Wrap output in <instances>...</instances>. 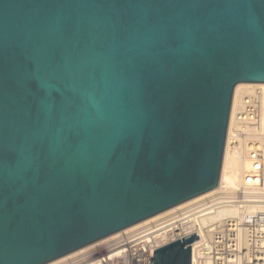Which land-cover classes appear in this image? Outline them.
Wrapping results in <instances>:
<instances>
[{
  "label": "water",
  "instance_id": "95a60500",
  "mask_svg": "<svg viewBox=\"0 0 264 264\" xmlns=\"http://www.w3.org/2000/svg\"><path fill=\"white\" fill-rule=\"evenodd\" d=\"M264 0H0V264H49L219 184ZM196 234L152 264H192Z\"/></svg>",
  "mask_w": 264,
  "mask_h": 264
},
{
  "label": "built area",
  "instance_id": "2783aa9c",
  "mask_svg": "<svg viewBox=\"0 0 264 264\" xmlns=\"http://www.w3.org/2000/svg\"><path fill=\"white\" fill-rule=\"evenodd\" d=\"M264 89L244 95L230 130L232 146L240 145L250 163L240 190L215 195L168 217L123 235L106 248H120L118 264H152L154 251L197 233L192 264H264ZM237 206L240 214L202 226L199 220L220 208ZM258 209L249 212V208ZM88 256V255H86ZM86 256L78 257L79 262ZM72 263V264H75Z\"/></svg>",
  "mask_w": 264,
  "mask_h": 264
},
{
  "label": "bare ground",
  "instance_id": "6f19581e",
  "mask_svg": "<svg viewBox=\"0 0 264 264\" xmlns=\"http://www.w3.org/2000/svg\"><path fill=\"white\" fill-rule=\"evenodd\" d=\"M264 89V84H250V83H241L238 84L235 87L234 90V94H233V100H232V106H231V113H230V120H229V126H228V133H227V139H226V145H225V150H224V157H223V164H222V169H221V174H220V179H219V184L217 186V188H215L214 190L203 194L197 198H194L192 200H189L175 208H172L170 210H167L161 214H158L152 218H149L141 223H138L132 227H129L121 232H118L114 235H111L103 240H100L99 242H96L92 245H89L85 248H82L70 255H67L63 258H60L56 261H53L49 264H62L68 261H71L73 259H76L78 257H81V255H84L86 253H88L89 251H91L92 249L101 246L103 244H109L112 241L118 239L119 237L132 233L136 230H139L147 225H150L156 221H159L165 217H168L178 211L184 210L190 206H193L199 202H202L204 200H206L207 198L215 195L218 191H220L221 189H223L224 191H227V193L231 194L234 192H237L238 190H240L241 186H242V182H243V178L245 173L250 169V163L249 161L246 159V157L244 156V153L242 151V147L240 145H235L232 146V140H231V136H230V130L233 124V118L235 116L236 110L238 108V105L240 104L242 98L244 95L249 94L250 92L254 91L255 89ZM263 126H264V114H263ZM258 208L256 206H253L251 208H249V212H253L255 210H257ZM240 214V210L237 208V206L234 207H226V208H220L216 211H214L212 214L210 215H206L204 217H202L199 220V223L202 226H207L216 222H219L225 218H229V217H235L238 216ZM112 240V241H111ZM110 241V242H109ZM121 249H115V250H111V252L116 251L117 253H115L111 258H106V259H94V258H89V256L85 258H83L82 260H79V262H76L75 264H84L87 262L92 261V264H105L106 262H108L109 260H113L120 258L122 253L120 251ZM194 260L196 262V256L194 254ZM194 262V264H195ZM89 264V263H88Z\"/></svg>",
  "mask_w": 264,
  "mask_h": 264
},
{
  "label": "rangeland",
  "instance_id": "374dc122",
  "mask_svg": "<svg viewBox=\"0 0 264 264\" xmlns=\"http://www.w3.org/2000/svg\"><path fill=\"white\" fill-rule=\"evenodd\" d=\"M112 241V240H111ZM110 242V241H109ZM108 244H103L101 246H98L94 249H92L91 251H89L88 253L84 254V255H81V257L83 256H86L88 255L89 258H94V259H99V258H102L103 260L106 259V258H111L115 253H117L116 251L114 252H111L110 253V250H108L106 248ZM87 257V256H86ZM88 259V258H87ZM86 259V260H87ZM72 261H75V259L71 260V261H68V262H65V263H62V264H72V263H75V262H72ZM92 264L93 262L90 261V262H87V263H84V264ZM105 264H118L117 260L114 259L113 262L112 260H109L108 262H106Z\"/></svg>",
  "mask_w": 264,
  "mask_h": 264
}]
</instances>
